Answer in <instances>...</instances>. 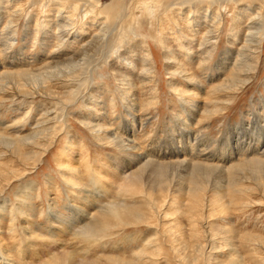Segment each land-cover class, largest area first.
<instances>
[{
	"label": "rangeland",
	"instance_id": "1",
	"mask_svg": "<svg viewBox=\"0 0 264 264\" xmlns=\"http://www.w3.org/2000/svg\"><path fill=\"white\" fill-rule=\"evenodd\" d=\"M263 128L264 0H0V264H264Z\"/></svg>",
	"mask_w": 264,
	"mask_h": 264
},
{
	"label": "bare ground",
	"instance_id": "2",
	"mask_svg": "<svg viewBox=\"0 0 264 264\" xmlns=\"http://www.w3.org/2000/svg\"><path fill=\"white\" fill-rule=\"evenodd\" d=\"M118 8V7H117ZM238 71H240L239 70V67H238V70H237V72ZM242 73V71H240L239 73H237V75L239 76V75H243V74H241ZM21 74V73H20ZM20 74H17V75H20ZM233 82L232 83H228V84H226L225 86H224V90L225 91H231V92H233L234 93V91H235V89H233V87L235 86V87H237V85L236 84H234V83H237L236 81H238L239 80V78H237V77H234L233 78ZM239 83V82H238ZM242 84V83H241ZM229 86H231V87H229ZM223 92V91H222ZM2 93H3V91H2ZM6 94V93H5ZM219 111V110H218ZM205 113H207V110L206 111H204ZM252 131H257L255 128H253V130ZM99 132V131H98ZM241 135H242V132H241ZM254 137H256L257 138V141L258 142H261V140H263L264 139V128H263V130L262 131H260L259 133H256L255 134V136ZM105 138V137H104ZM107 138V137H106ZM21 140V139H20ZM27 140V139H26ZM249 140H252V138L251 139H249ZM255 140V139H254ZM241 141V140H240ZM18 145H20V143H21V141H19V139H18V141H15ZM123 142V141H122ZM128 142H130V141H128ZM110 143V142H109ZM115 143V142H114ZM130 144H131V142H130ZM241 146L243 145V149L242 150H240V146H238L237 148V150H239V152H242L243 150H244V148H246L247 149V147H249L250 145L249 144H247L246 142H244V143H241L240 144ZM129 147L131 148V149H135V147L134 146H131V145H129ZM177 155L179 154L178 152L176 153ZM18 155L19 156H21L22 154L21 153H18ZM264 157V156H263ZM252 161V162H251ZM185 162V161H184ZM184 162H176V163H178V164H175V165H181L182 163H184ZM251 163H253V164H255V166L256 165H260V166H264V160H250V161H246V163H244V165L245 166H247V165H250ZM169 166L171 165V163L170 164H168ZM175 165H173V166H175ZM190 165V164H189ZM146 166V165H145ZM144 166V167H145ZM203 166H205V168L206 167H208V168H210L208 165H203ZM245 166L244 167H241V165L240 166H235V167H231V168H229L230 169V171L232 172V171H237V170H239V171H241L242 169H244L245 168ZM158 167V166H157ZM154 168L153 169V174H155L156 175V177H157V179H156V182L157 183H159V185L162 183H160V180H158V178H159V176L160 177H163V174L164 173H166V171H164L163 169V171L162 170H158V168ZM163 168V167H166V166H160V168ZM186 167H188V166H186ZM201 167V165H193L192 167H190L191 168V175H194V176H192L193 178H191L190 179V185H192L193 186V189H196V187H198L197 185H198V180L200 179V175L202 174V172L205 170V169H203V168H200ZM212 167V166H211ZM146 168V167H145ZM173 168H175V167H173ZM214 168H217L216 166L214 167ZM214 168H212V170H215ZM229 169H228V171H229ZM232 169V170H231ZM201 170H203V171H201ZM117 171V173H115V176L118 174V175H124L123 173L121 174L120 172V169H118V168H115V172ZM187 171V170H186ZM144 172H145V170L142 168H140V169H138V170H136V171H134V172H130L128 175H126V176H128L127 177V179H126V181H125V183L121 186V189H122V191H128V192H130L131 193V191L132 190H134V189H141V186H142V180H143V174H144ZM204 173V172H203ZM152 174V175H153ZM190 175V176H191ZM166 176V175H165ZM202 177L204 176L203 174L201 175ZM195 177V178H194ZM199 177V178H198ZM160 179V178H159ZM162 180H164V179H162ZM161 180V181H162ZM164 182V181H163ZM97 185V184H96ZM138 190V191H139ZM137 191V190H136ZM197 192V191H196ZM140 193V192H139ZM142 193V192H141ZM195 194H197V193H195ZM192 195V194H191ZM194 196H196V195H194ZM89 198V197H88ZM81 199V198H80ZM195 199V198H194ZM85 200V199H84ZM85 204H86V202H85ZM113 205V204H112ZM111 205V206H112ZM129 204L127 203H120V204H116V205H113L111 208H109V209H107V210H105L104 212H100L101 214H99L98 215V217L99 218H96V217H94L93 216V221L91 222V223H89V224H87L86 226H84L83 228V230L84 231H82V232H84L83 233V235L82 236H84L85 238H86V236L88 237V238H94V237H96V236H98L99 234H101V232L103 231V230H105V228H106V226L107 227H113V226H111L112 224H111V222L113 223V220H115L116 222H118V226H128V225H133V224H138V223H141L142 222V218H143V214H140V213H137L136 212V209H135V207L134 206H132V207H130V206H128ZM193 208H194V205H193ZM103 210V209H102ZM87 211V210H86ZM82 212V211H81ZM83 213H85V211H83ZM99 213V212H98ZM96 215V214H95ZM83 217H84V215H83ZM59 222V221H58ZM57 222V223H58ZM143 223H145V222H143ZM114 224V223H113ZM117 225V224H116ZM116 225H115V227H113V229L114 228H116ZM110 227H109V229H110ZM117 229V228H116ZM82 232H80V233H82ZM95 242V241H94ZM27 247V246H26ZM30 248V247H29ZM62 253V252H61ZM65 253V252H64ZM64 253H62L61 255V257H64L61 261L64 263L65 261L67 262L70 258H68V257H70V255L69 256H67L66 254H64ZM59 255H60V252H59ZM60 257V256H59ZM72 259V258H71ZM50 260V259H49ZM55 260H57V261H59L60 259L58 258H55ZM73 261V260H72ZM55 262V261H54ZM75 263V262H74Z\"/></svg>",
	"mask_w": 264,
	"mask_h": 264
}]
</instances>
